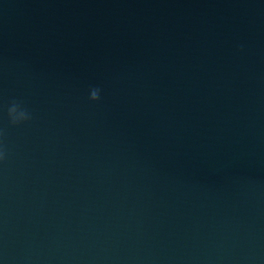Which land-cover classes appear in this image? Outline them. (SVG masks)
<instances>
[{
	"label": "water",
	"instance_id": "1",
	"mask_svg": "<svg viewBox=\"0 0 264 264\" xmlns=\"http://www.w3.org/2000/svg\"><path fill=\"white\" fill-rule=\"evenodd\" d=\"M0 264H264V0H0Z\"/></svg>",
	"mask_w": 264,
	"mask_h": 264
}]
</instances>
